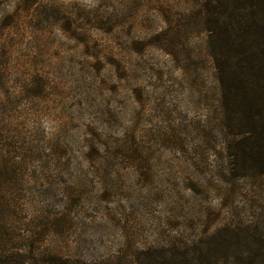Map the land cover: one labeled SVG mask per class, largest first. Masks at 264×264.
<instances>
[{
  "label": "rangeland",
  "instance_id": "374dc122",
  "mask_svg": "<svg viewBox=\"0 0 264 264\" xmlns=\"http://www.w3.org/2000/svg\"><path fill=\"white\" fill-rule=\"evenodd\" d=\"M201 10L0 0V219L13 239L35 230L75 264H173V248L264 257V172L231 169Z\"/></svg>",
  "mask_w": 264,
  "mask_h": 264
},
{
  "label": "trees",
  "instance_id": "16d2710c",
  "mask_svg": "<svg viewBox=\"0 0 264 264\" xmlns=\"http://www.w3.org/2000/svg\"><path fill=\"white\" fill-rule=\"evenodd\" d=\"M195 1L202 8L199 21L211 27L207 42L211 44L217 72L220 127L226 137L231 169L263 173L264 0ZM48 223L56 234L57 218ZM13 236L7 223L0 219V264H75L71 257L57 254L52 246L42 249L35 230H26L14 239ZM187 250H178L177 254L174 248L170 250L173 264L219 263L217 260L205 263L202 255L189 256ZM233 264H264V257H248L245 262Z\"/></svg>",
  "mask_w": 264,
  "mask_h": 264
}]
</instances>
